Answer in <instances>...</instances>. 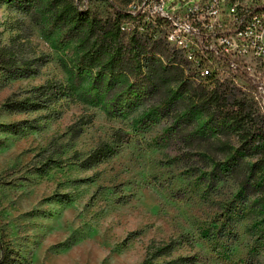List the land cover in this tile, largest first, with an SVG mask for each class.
Returning <instances> with one entry per match:
<instances>
[{"label": "rangeland", "instance_id": "1", "mask_svg": "<svg viewBox=\"0 0 264 264\" xmlns=\"http://www.w3.org/2000/svg\"><path fill=\"white\" fill-rule=\"evenodd\" d=\"M54 2L0 0V48L36 59L39 68L16 79L0 70V264H162L193 255L195 264H264L263 154L244 156V174L219 178L217 164L232 165L222 143L242 146L234 133L213 132L207 148L183 146L171 135L174 121L151 114L152 102L113 114L109 94L78 73L88 42L55 24ZM71 2L100 18L131 10V0ZM258 74L257 83L238 87L256 96L262 116L264 70ZM51 80L70 91L56 105L58 115L52 107L5 106ZM128 84L118 77L114 96ZM147 115L154 122L143 127ZM195 119L199 128L207 122L199 113ZM74 126L81 127L77 136ZM118 129L131 138L112 157L92 168L78 164L100 143L111 144ZM48 158L58 162L44 166ZM167 244L174 246L170 256L152 257Z\"/></svg>", "mask_w": 264, "mask_h": 264}, {"label": "trees", "instance_id": "2", "mask_svg": "<svg viewBox=\"0 0 264 264\" xmlns=\"http://www.w3.org/2000/svg\"><path fill=\"white\" fill-rule=\"evenodd\" d=\"M54 3L55 8L60 9L54 16L55 24L69 27V32L83 36L88 42L85 52L75 62L76 69L79 74H90L93 90L109 94L108 103L113 114L122 115L132 106L152 102L155 106L151 114L173 120L171 135L183 146L194 147L198 144V148H207L211 144L210 135L213 132L221 135L234 133L242 146L233 150L229 143H222L223 150L230 155L227 160L232 165L219 167L218 163L219 178L244 174L243 158L246 155L261 153L264 156V146L261 145L264 142V115L256 113V101L240 92L238 85L227 81L212 83L208 78L199 79L184 57L173 50L167 41L155 38V31L141 32L133 26L131 12L115 8L110 16L100 18L88 13V10H81L71 0H55ZM125 23L130 27L124 29ZM36 63V59H19L10 47L0 48V70L8 79L35 75L39 70L35 67ZM121 76L129 79L130 84L122 96L116 97L115 84ZM68 93L70 91L63 83L51 80L33 87L23 98H8L5 106L14 112H32L52 107V114L58 115L56 105ZM196 113L207 118L201 128L196 126ZM150 116L141 120L143 127L154 122ZM249 122L253 123L252 127L245 129ZM72 131L77 136L81 127L74 126ZM130 138L129 133L118 129L113 134L111 144L100 143L80 158L78 164L83 168L97 166L112 157ZM74 156L78 158L80 155ZM47 161L50 163H44V166L58 162L52 158ZM32 168L43 170L36 165ZM173 247L172 244L164 245L152 257L170 256ZM197 261L196 255L179 256L162 264H195ZM144 264L153 263L148 259Z\"/></svg>", "mask_w": 264, "mask_h": 264}, {"label": "built area", "instance_id": "3", "mask_svg": "<svg viewBox=\"0 0 264 264\" xmlns=\"http://www.w3.org/2000/svg\"><path fill=\"white\" fill-rule=\"evenodd\" d=\"M131 10H138L133 26L173 41L174 50L197 63L198 71L215 75L212 83L261 80L264 0H135Z\"/></svg>", "mask_w": 264, "mask_h": 264}, {"label": "bare ground", "instance_id": "4", "mask_svg": "<svg viewBox=\"0 0 264 264\" xmlns=\"http://www.w3.org/2000/svg\"><path fill=\"white\" fill-rule=\"evenodd\" d=\"M134 5H135V0H131V3H130L131 8L130 9H133ZM130 12L132 13L133 17H138V10H130ZM167 44H169L172 48H174V42L173 41H167ZM184 59L187 62V65L195 71V73L199 79H206L207 78V75L203 71H198L197 63L192 62V60H188L187 57H184ZM208 79L211 82H215V75H208Z\"/></svg>", "mask_w": 264, "mask_h": 264}]
</instances>
